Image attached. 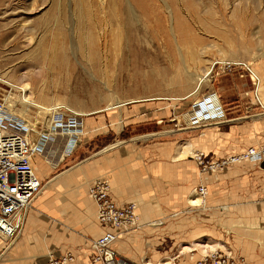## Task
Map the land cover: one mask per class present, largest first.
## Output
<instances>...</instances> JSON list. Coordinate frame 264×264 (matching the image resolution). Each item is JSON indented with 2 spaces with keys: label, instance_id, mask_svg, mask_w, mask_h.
<instances>
[{
  "label": "rangeland",
  "instance_id": "1",
  "mask_svg": "<svg viewBox=\"0 0 264 264\" xmlns=\"http://www.w3.org/2000/svg\"><path fill=\"white\" fill-rule=\"evenodd\" d=\"M143 6L144 11L134 0H0V99L7 98L17 111L25 84L34 94L36 109L21 118L31 135L36 125L35 143L45 146L34 163L43 182L40 197L50 195L59 206L68 203L74 188L56 186L78 173L80 196L85 192V202L94 207L90 184L110 177L86 180V165L66 173L73 160H92L106 148L170 152L167 163L189 166L173 172L176 176L162 191L149 190L140 206L142 215L138 212L139 224L163 222L176 232L164 237V246L159 244L173 248L174 255L168 256L176 259L172 264L183 257L197 262L205 255L200 250L179 253L196 242H216L226 248L216 250L236 252L244 224L225 217L240 213L243 206L211 210L208 179L212 175L214 181L236 182L240 175L225 174L242 164L203 174L196 158L232 156L264 141L256 133L260 123H230L264 115V0H145ZM227 64L232 71L223 70ZM207 68L210 75L201 79ZM213 96L224 112L218 120L207 117ZM53 110L62 128L50 132L55 120L46 113ZM233 126H250L251 139L233 133ZM187 143L197 156L179 160ZM157 161L151 159L147 166ZM60 174L65 176L51 185ZM199 186L208 190L206 204L191 207ZM214 193L216 199L222 196L221 191ZM239 195L230 196L231 202ZM94 214L99 225L96 209ZM215 215L216 227L210 229V216ZM147 228L135 232L140 240L149 239ZM179 229L185 233L181 237ZM86 239L91 247L94 238Z\"/></svg>",
  "mask_w": 264,
  "mask_h": 264
},
{
  "label": "crops",
  "instance_id": "2",
  "mask_svg": "<svg viewBox=\"0 0 264 264\" xmlns=\"http://www.w3.org/2000/svg\"><path fill=\"white\" fill-rule=\"evenodd\" d=\"M249 121L261 124L256 133L261 134L260 138L264 140V115L234 119L230 123ZM250 131V126H240V128H234L233 126L232 129L233 133L247 139V141L251 139L249 136ZM262 143L264 141L250 145L236 154ZM106 149L97 153V157L92 160H73L66 173H71L86 165L83 170L86 180L93 176L109 175L112 184V198L120 205L133 201L137 202L139 215L140 213L142 215L140 206L144 201V197L149 195L150 189L155 187L158 192L162 191L165 184L169 183L170 178L176 176L171 175L173 172H183L189 166L187 164L170 165L167 163L171 156L170 152H109L113 148L107 151ZM154 158L158 161L148 167V163ZM211 158L220 159L222 157L215 156ZM35 159L33 163H35ZM241 164V167L225 174H233V178L240 175L239 178L241 179L236 180V182H232L231 179L218 182L213 180L212 175L209 177L208 180H211L210 190L212 191L209 205L211 210L224 205L243 206L241 212L238 213L239 216L236 213L230 214L232 213L230 212L225 217L227 220H242L244 224L241 228L242 235H238L237 238L240 239L236 244L241 249H235V251L246 258L248 264H264V169L261 168V164ZM70 169H73V171H70ZM36 173L39 177L38 171ZM78 175L80 174H73L72 178L62 181L56 186L74 188L73 194L69 196L68 203L59 206L52 196L49 197L50 195H48L43 198L39 195L27 215L20 236L13 242L0 241V264H47L51 254H54L56 258H61L67 253H72L75 257V260L69 264H93V251L90 245L85 244V240H87L86 238L95 239L101 236L106 229L99 222V225L95 224L94 209H96V205L93 204V207L92 204L85 202V192H83V196H80L83 188L77 179ZM63 176L65 175H57L55 179H52L51 185L55 186L59 178ZM214 190L221 191L222 196L217 199L214 198ZM77 191L79 195L76 194ZM235 194L237 196L240 194L239 197L242 198H235V201L231 202L232 197L230 196L234 198ZM143 213L145 212L143 211ZM224 213H228V211H220V215ZM210 218L209 228L214 229L218 216H210ZM149 222L150 220L141 224V227H149L145 234L149 238L148 240H140L138 236L140 234L136 235L137 230H135L124 234L116 243L115 249L123 260L132 264H138L143 259L152 262H159L160 259L174 260V258L168 257L172 256L170 253L173 252V248L159 247V244L164 246V237L173 236L176 232H172L163 222H154L151 225ZM155 224L159 225L154 226ZM201 226L203 225L201 224ZM203 227L206 231L207 226L204 225ZM203 227H200V229L202 230ZM180 231L177 236L181 237L185 233L182 230ZM172 254L174 255V253ZM183 258L179 264H197L191 258Z\"/></svg>",
  "mask_w": 264,
  "mask_h": 264
},
{
  "label": "built area",
  "instance_id": "3",
  "mask_svg": "<svg viewBox=\"0 0 264 264\" xmlns=\"http://www.w3.org/2000/svg\"><path fill=\"white\" fill-rule=\"evenodd\" d=\"M232 68L231 64H227L223 70L232 71ZM212 104L209 105L210 111L207 117L214 120L222 118L224 112L221 105L213 102ZM214 109L217 111L216 115L211 113ZM26 124L27 121L12 112L6 99H0V241L5 243L13 242L20 236L27 215L43 189L33 160L40 152H45V146L30 143ZM55 125L50 132L62 128L61 121L55 122ZM45 136L44 139H47ZM196 161L203 174L217 173L241 163L262 164L264 143L220 159H206L204 154H199ZM195 191L204 200L206 199L208 190L205 186H199ZM88 195L96 205L98 222L106 229L101 236L91 241L92 263L132 264L121 258L115 245L124 234L141 228L137 203L118 204L112 198V185L107 177L93 181L89 186ZM74 260L73 254L67 253L61 258H49L47 264H69ZM139 264H161V262L142 260ZM197 264H248V262L246 258L229 249V252L217 250L203 255Z\"/></svg>",
  "mask_w": 264,
  "mask_h": 264
},
{
  "label": "bare ground",
  "instance_id": "4",
  "mask_svg": "<svg viewBox=\"0 0 264 264\" xmlns=\"http://www.w3.org/2000/svg\"><path fill=\"white\" fill-rule=\"evenodd\" d=\"M133 1V0H132ZM134 2L136 3V5L139 7V8H143V11H144V4H145V0H134ZM131 10H133L131 7H130ZM138 16L135 15V13H133V18L134 19H138L137 18ZM141 19V18H140ZM138 21V20H137ZM135 23V22H134ZM133 23V24H134ZM139 23V22H138ZM180 49V48H179ZM91 50V49H90ZM92 52H95V49L93 48L92 49ZM210 72H211V68H207L203 71L204 75L203 77H201V79L204 78V76H209L210 75ZM23 91H24V95L22 96V100H21V103H20V107L21 109H17V111L15 110V107L14 105H12V103H10L7 98H6V102L9 104V107L12 109V112L18 116H23L25 117L26 114H28L32 109H36V106L34 107L33 105H35V102H34V94L32 91H30V87H29V84H25L23 86ZM210 101H212L213 103H216V104H220V102H218L217 98H215L214 96L210 98ZM210 103V102H209ZM22 105L23 106H27V108L25 110H23L22 108ZM29 105V106H28ZM19 106V105H18ZM42 112V110H40ZM41 112L39 113L41 115ZM45 112V111H44ZM58 111L57 110H53L52 112H49V113H46L47 116H51L55 122H58ZM211 113L213 115H216L217 114V111L214 109V110H211ZM38 114V113H37ZM29 115V114H28ZM35 119V118H34ZM37 120V119H36ZM35 120V121H36ZM184 120V119H183ZM26 121V120H25ZM35 125V124H34ZM25 128H26V131L28 132V134H30L29 132L31 130L28 129V126L27 124L25 125ZM36 129V130H35ZM34 131H32V135H31V144H36L35 143V140L37 139V132L39 131L35 125V128L32 129ZM184 148H183V151H181V153L179 154L178 156V159L179 160H182V159H186L187 157L189 156H193V157H196L197 155H195V152H194V149L192 147V145L190 143H187V144H184L183 145ZM35 171L37 172V170L35 169ZM112 185V184H111ZM197 195H193V199L189 202V205L191 207H202L204 205V198L199 196L198 193L196 192ZM206 200V199H205ZM218 248H222V249H226L225 246L223 244H219V243H214V242H205V243H201V242H196V243H193V244H189L187 246H184L182 247L181 251L179 252L180 254L181 253H191V252H194L196 250H200V252H202L203 254H210L212 252H216ZM51 257H55L53 256V254H51L49 256V258ZM174 261V260H173ZM151 262V261H149ZM172 261L170 260H164L162 261L161 260V264H172L171 263Z\"/></svg>",
  "mask_w": 264,
  "mask_h": 264
},
{
  "label": "water",
  "instance_id": "5",
  "mask_svg": "<svg viewBox=\"0 0 264 264\" xmlns=\"http://www.w3.org/2000/svg\"><path fill=\"white\" fill-rule=\"evenodd\" d=\"M260 166H261V168H263V169H264V163H262Z\"/></svg>",
  "mask_w": 264,
  "mask_h": 264
}]
</instances>
